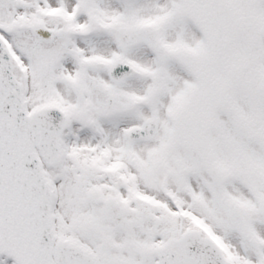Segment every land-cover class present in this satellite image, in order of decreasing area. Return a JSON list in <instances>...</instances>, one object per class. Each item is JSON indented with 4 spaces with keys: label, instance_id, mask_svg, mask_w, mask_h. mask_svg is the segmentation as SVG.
Listing matches in <instances>:
<instances>
[{
    "label": "snow or ice",
    "instance_id": "6c2138e0",
    "mask_svg": "<svg viewBox=\"0 0 264 264\" xmlns=\"http://www.w3.org/2000/svg\"><path fill=\"white\" fill-rule=\"evenodd\" d=\"M0 264H264V0H0Z\"/></svg>",
    "mask_w": 264,
    "mask_h": 264
}]
</instances>
